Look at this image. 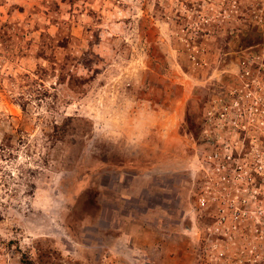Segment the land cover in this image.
Masks as SVG:
<instances>
[{
	"label": "rangeland",
	"instance_id": "obj_1",
	"mask_svg": "<svg viewBox=\"0 0 264 264\" xmlns=\"http://www.w3.org/2000/svg\"><path fill=\"white\" fill-rule=\"evenodd\" d=\"M0 264H264V0H0Z\"/></svg>",
	"mask_w": 264,
	"mask_h": 264
}]
</instances>
